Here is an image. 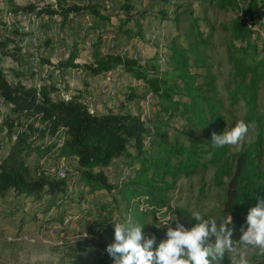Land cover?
Segmentation results:
<instances>
[{
  "label": "trees",
  "instance_id": "trees-1",
  "mask_svg": "<svg viewBox=\"0 0 264 264\" xmlns=\"http://www.w3.org/2000/svg\"><path fill=\"white\" fill-rule=\"evenodd\" d=\"M89 1L82 4H69L67 0H55L54 4L30 1L22 6L10 3L4 10L0 9V28L5 31V36L0 37V54L11 57L19 66L26 57L17 44L25 33L16 25L15 18L19 14L58 16L61 26L71 23V13L86 14L93 21L109 22L110 16L102 12L101 5ZM200 1L212 2L221 8L230 5L240 9L241 14L233 20L230 30L232 37L239 40L250 35L248 23L256 14L264 16V0H242V5L239 0ZM120 8L125 16L115 30L127 39L142 38L140 20L148 12L136 9L131 0H122ZM8 15L14 21L7 24L4 17ZM165 18L166 14H162L161 19ZM82 43L84 39L75 41L64 59L51 63L39 58L40 63L51 64L61 79L69 68L88 76L121 68L133 79L142 81L157 99L154 118L147 125L138 114L112 109L97 114L89 110L84 100L87 95L80 90L63 98L56 93L59 88L52 83L25 84L22 77L28 73L18 65L11 68L10 74L0 68V96L8 103V111L2 120L7 127V149L0 154V197L12 193L21 205L22 201L29 200L31 204L43 206L44 212L63 206L68 202L65 197V189L70 186L68 179L59 177L39 160L45 156L54 159L73 157L75 180L87 187L89 194L104 190L112 203L123 202L129 216L127 223L143 224L145 235L150 231L148 221L155 220L161 211L175 216L174 227L179 222L191 229L198 221L189 210L171 207L170 192L177 189L180 179L191 178L212 166L214 172L209 185L221 189L223 195L218 222L230 215L231 227L234 230L243 227L246 231L248 211L258 203V198H264V170L259 159L263 152L264 119L259 114L257 100L264 78V45L261 56L251 62L245 63L240 58L234 61L235 80L228 92L229 105L243 100V120L247 125H257V136L255 141L242 143L231 152L229 145L213 147L211 141L213 132H226L225 112L216 91L215 75L210 72L208 57L201 48L206 43L204 40L196 39L189 46L172 42L168 68L163 71H154L153 66L127 54L103 53L100 35L90 42L92 59L78 62L83 52ZM133 96L131 90L127 98ZM162 114L166 119L161 117ZM177 114L191 126L187 144L171 138L167 131V119ZM196 129L201 130V136L195 135ZM119 156L128 157L134 171L116 183L104 169L110 168ZM29 157L37 159L30 164ZM62 216L50 220L62 222ZM24 220L25 213L19 218L20 222ZM114 232V225H111L109 236L113 242ZM87 249V246H81V250ZM72 257L71 264H104L101 259L87 263L83 254L77 252Z\"/></svg>",
  "mask_w": 264,
  "mask_h": 264
},
{
  "label": "rangeland",
  "instance_id": "rangeland-1",
  "mask_svg": "<svg viewBox=\"0 0 264 264\" xmlns=\"http://www.w3.org/2000/svg\"><path fill=\"white\" fill-rule=\"evenodd\" d=\"M29 1L55 3V0H0V9L4 10L10 3L22 6ZM67 1L69 4H82L87 0ZM95 1L101 2L102 12L109 14V22L93 21L86 14L71 13L69 25L61 26L59 17L55 16L53 20L50 18L45 20L44 24L47 26L44 28L32 20L17 19L16 25L25 32L17 44L26 57L21 60L19 66L11 57L0 54V68L10 74L11 68L18 65L28 73L26 77H22L27 85L52 83L59 88L56 93L63 98H68L69 92L80 90L87 95L84 100L92 112L101 114L112 109L115 112L138 114L145 124L149 125V121L155 115L157 99L145 88L142 81L133 79L123 70L116 68L111 76L101 75L94 80H87L81 71L69 70L61 79L51 64L40 63L41 58L51 63L64 59L72 44L82 39L85 51L78 61H90L92 59L90 42L97 35L102 37L103 46L109 42L108 39H113L117 43L115 48L122 50L123 43L127 44V41L121 39L124 36L114 28L122 24L125 16L120 8L122 0ZM89 2L94 3V0ZM131 2L136 9H145L148 14L145 19L143 18L145 22L142 38L132 41L129 45L130 52L126 51L123 54L153 66L154 71L155 69L163 71L168 68L172 42L189 46L196 39L204 40L206 43L201 48L208 57L210 72L215 75L216 91L224 104L226 131L243 120L245 112L243 100L233 106L229 105L228 101V92L235 80L234 61L240 58L249 63L253 58L261 56V48L264 45V16L256 14L248 23L250 35L239 40L233 38L230 31L233 20L241 14L240 9L236 7L226 5L221 8L215 3L200 0H131ZM239 2L243 4L242 0ZM162 14H166L165 19H161ZM4 19L7 24L14 21L9 15ZM4 32L0 28V37L5 36ZM131 90L134 96L128 99L127 95ZM93 95L94 99L91 98ZM257 100L259 114L264 119V78L260 82ZM7 111L8 103L0 96V154L7 149V127L2 122ZM161 117L166 119V115L162 114ZM167 121L169 136L187 144L189 142L187 133L191 131V126L178 114ZM194 133L201 136L199 129L194 130ZM262 134L263 152L259 159L264 170V124ZM256 136L257 125L248 124V132L241 144L255 141ZM240 145L230 146L231 152L236 151ZM36 159L29 157L27 161L33 164ZM54 160L45 156L39 161L57 172L59 177L68 179L70 186L65 189L68 202L44 212L43 206L31 204L29 200L22 201L21 205L20 200L13 197H0V264H71L74 252L83 254L87 263L94 259H101L104 264L115 263L107 251L108 245L113 243L109 236V228L114 223L129 221L124 203L121 201L112 203L109 194L104 190L89 194L86 191L87 187H83L75 180L76 161L73 157L68 159L62 157L61 163ZM129 162L128 157L119 156L113 160L110 168L104 170L110 180L120 183L133 174L134 166ZM213 172L214 167L211 166L207 171L197 173L191 178L180 179L177 189L170 192L171 207H183L189 210L191 215L198 213L204 218L217 219L223 195L221 189L209 185ZM24 213L25 220L20 222L19 218ZM61 214L62 222L50 220L58 218ZM174 219L175 216L171 212L161 211L155 220L148 221L150 231L146 236H156L154 248L158 247L161 240L167 238L169 226L175 228L172 225ZM157 224H160V227H157ZM241 235V229L233 231V245L237 251L225 252L219 264H236L239 258L238 251L244 248L239 241ZM81 246H87L88 249L83 251ZM247 259L249 264H264V255L259 254L258 248L249 247Z\"/></svg>",
  "mask_w": 264,
  "mask_h": 264
},
{
  "label": "clouds",
  "instance_id": "clouds-1",
  "mask_svg": "<svg viewBox=\"0 0 264 264\" xmlns=\"http://www.w3.org/2000/svg\"><path fill=\"white\" fill-rule=\"evenodd\" d=\"M248 132L244 120L222 134L212 133L213 147L240 145ZM192 216L198 221L191 229L177 222L169 226L166 239L158 247L155 235L146 236L141 223H114V242L107 251L115 264H219L225 252L237 251L233 245L232 217L220 220L204 218L198 213ZM247 230L241 228L239 238L244 248L238 251L236 264H249L247 249L258 248L264 255V198L251 207L247 214ZM169 224V223H167ZM165 224V225H167ZM160 227V224H157Z\"/></svg>",
  "mask_w": 264,
  "mask_h": 264
},
{
  "label": "crops",
  "instance_id": "crops-1",
  "mask_svg": "<svg viewBox=\"0 0 264 264\" xmlns=\"http://www.w3.org/2000/svg\"><path fill=\"white\" fill-rule=\"evenodd\" d=\"M30 2V1H29ZM133 3V2H132ZM23 15V16H22ZM22 15H17L16 16V20L17 19H28V20H32L33 22H35V23H37V24H39V26H42V27H46L47 26V24H44L46 21L45 20H47V18H50V20H53L54 19V17L55 16H46V15H43V16H39V17H34V16H32V15H29V14H22ZM145 19V18H144ZM145 22V20H143V19H141L140 20V23H141V26H142V28L144 27V25H143V23ZM121 35V34H120ZM124 36V35H123ZM121 39H123V40H126L127 41V44H125V42L123 43L124 45L122 46V50H118L117 48H115V46L117 45V43H116V41H114L113 39H108V43H106V45L105 46H103L102 44H101V51H103V49H104V47H105V51H103L104 53H120V54H123L124 52H130V48H129V45H131V43H132V41H137L139 38H136V39H127L125 36H124V38H121ZM83 47V46H82ZM91 47V46H90ZM113 49H115V50H113ZM128 49H129V51H128ZM85 50L83 49V52H84ZM92 51V50H91ZM83 52H81L80 53V55L83 53ZM80 55H79V57H80ZM79 57H78V59H79ZM78 59H77V61H78ZM79 62V61H78ZM88 62V61H87ZM117 69H119L120 71H122V69L121 68H117ZM69 70H75V69H66L65 70V72H68ZM115 70V69H114ZM114 70H111V71H107V72H105V73H102V74H100V75H97V76H88V75H85L86 77V79L87 80H94L96 77H99V76H101V75H104V76H106V77H108L109 75L111 76V73H113L114 72ZM79 71V70H78ZM104 76H103V78H104ZM134 90V89H133ZM70 94L72 93V92H69ZM92 99H94V95H93V97H91ZM3 153H5V152H3ZM65 158V157H64ZM68 159V158H67ZM62 157H60V158H57V159H55L54 161L55 162H57V163H61L62 161ZM101 191V190H100ZM100 191H97V192H100ZM108 194V193H107ZM6 196H10V197H13V199H18L17 197H15L12 193H8ZM5 196V197H6ZM4 198V197H3ZM19 200V199H18Z\"/></svg>",
  "mask_w": 264,
  "mask_h": 264
},
{
  "label": "built area",
  "instance_id": "built-area-1",
  "mask_svg": "<svg viewBox=\"0 0 264 264\" xmlns=\"http://www.w3.org/2000/svg\"><path fill=\"white\" fill-rule=\"evenodd\" d=\"M98 1H99V0H98ZM94 3H98V2L94 0ZM100 3H101V2H100ZM100 3H99V4H100ZM66 221H68L67 217H66Z\"/></svg>",
  "mask_w": 264,
  "mask_h": 264
},
{
  "label": "bare ground",
  "instance_id": "bare-ground-1",
  "mask_svg": "<svg viewBox=\"0 0 264 264\" xmlns=\"http://www.w3.org/2000/svg\"><path fill=\"white\" fill-rule=\"evenodd\" d=\"M62 175V174H61Z\"/></svg>",
  "mask_w": 264,
  "mask_h": 264
}]
</instances>
